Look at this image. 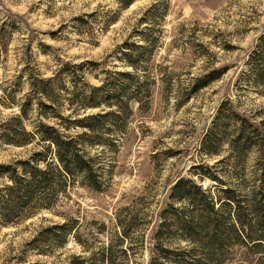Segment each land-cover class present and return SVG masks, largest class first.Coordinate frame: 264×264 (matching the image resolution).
Wrapping results in <instances>:
<instances>
[{
    "label": "rangeland",
    "instance_id": "rangeland-1",
    "mask_svg": "<svg viewBox=\"0 0 264 264\" xmlns=\"http://www.w3.org/2000/svg\"><path fill=\"white\" fill-rule=\"evenodd\" d=\"M262 37L264 0H0V165L21 176V163L44 152L41 124L65 137L87 133L94 140L79 147L100 187L69 176L48 208L6 222L12 185L1 177L0 264H150L161 245L196 247L172 227L170 214L188 209L173 198L178 180L216 209L226 187L240 201L261 187L264 81L252 59ZM211 73L220 76L191 92ZM36 80H52L51 101ZM88 117L100 130L75 125ZM242 131L250 144L238 154ZM23 134L26 145L6 141ZM46 161L58 165L52 152ZM246 206L230 202L238 232L236 212ZM250 237L225 242L220 264H264Z\"/></svg>",
    "mask_w": 264,
    "mask_h": 264
},
{
    "label": "trees",
    "instance_id": "trees-1",
    "mask_svg": "<svg viewBox=\"0 0 264 264\" xmlns=\"http://www.w3.org/2000/svg\"><path fill=\"white\" fill-rule=\"evenodd\" d=\"M117 1L127 6L134 0ZM260 41L256 55L254 54L255 58L252 60L255 66V77L260 81H264V37ZM137 48L142 49L139 46ZM139 58L140 53L137 59L128 57V64L131 67H135ZM219 76V74L213 73L204 75L196 81V84L191 88V92L206 87L218 79ZM125 77H127V80H132L131 75H126ZM52 83V80H39V82L36 80L35 86H40V88L35 89V91H38L43 98L51 101L53 91L50 85ZM42 106L48 107V105ZM84 107L87 106L85 105ZM110 117L114 118L113 116ZM75 125L79 128H88L92 133L96 129L100 130L101 128L100 119L95 120L94 117L77 120ZM39 133L41 139L39 142L44 145V152L35 153L29 163H21V176L16 175L15 167L0 165V178L7 176L12 185L6 188V222L19 212L28 214V211L48 208L52 205L54 195L62 189L69 176H79L83 180V184H88L94 190H99L100 188L95 176L93 160L87 157L85 152L79 147V144L82 143L81 140L84 142L91 141L92 139L94 140V137L87 133L77 137H65L53 127L43 124L39 127ZM211 135L210 133L204 141V145L206 144L208 148V150H204L206 153L214 152L211 150L213 142L211 137H214V134L213 136ZM23 136V139H18V141L7 138L6 141L8 144L23 146L29 143L28 135L23 134ZM249 144V136H245L244 131L239 133V138L234 143L238 154H242ZM50 152L54 154L57 160V167H51L52 164L46 161ZM262 160L264 159H261L259 166H262ZM39 163H44L45 167L40 168ZM259 169L262 171V176L260 177L259 183L261 187L258 193H254L249 201H240L237 199L234 190L226 187L221 191L223 198H219L220 204L217 209L211 199L191 181L178 180L173 188V198L176 201H187L188 207L186 208L188 209H183V212H177L176 214H170L173 222L172 227L177 233H181L189 244L194 243L196 247L193 246L190 251H171L163 249L161 245L157 253L158 260L154 262L151 260L150 264H220L224 243L229 239L240 241L241 234H245L246 230L251 236L250 239H254L253 245L264 248V167ZM230 202L247 204L246 207L243 209L241 207L236 212V223L240 225L239 232L230 222ZM225 209L229 211L227 217L222 214ZM246 218L249 220H246ZM134 219L131 218L128 225L129 223L132 224ZM65 227L66 225L64 227L59 226L57 229L62 230Z\"/></svg>",
    "mask_w": 264,
    "mask_h": 264
}]
</instances>
